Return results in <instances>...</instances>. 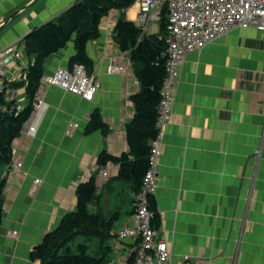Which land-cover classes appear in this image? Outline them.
Returning <instances> with one entry per match:
<instances>
[{"label": "crops", "instance_id": "0c3cea01", "mask_svg": "<svg viewBox=\"0 0 264 264\" xmlns=\"http://www.w3.org/2000/svg\"><path fill=\"white\" fill-rule=\"evenodd\" d=\"M76 1L0 0V26L29 5L0 31V51L11 45L22 50L21 58L7 64L5 101L16 107L29 104L26 79L35 58L26 54L25 38L58 21ZM139 13L135 0L112 9L100 22L99 36L88 42L91 74L100 85L92 101L44 80L59 68H71L76 33L44 60L34 100L40 106L34 105L36 111L13 143V158L22 167L1 168L7 182L0 264H41L31 252L65 215L77 210V188L93 176L98 199L90 210L108 223L111 235H79L70 246L78 252L85 245L90 255H105V264L128 263L137 241L118 239L116 233L131 224L135 188L118 178V164L100 166L98 158L103 151L114 156L130 151L126 125L135 113L131 97L141 86L130 51L121 49L114 30L124 18L144 35L160 36L161 21L146 30ZM112 65L125 66V72L110 73ZM175 97L154 196L158 234L170 246L173 264H184L186 255L203 264H264V31L236 28L189 53L180 67ZM96 109L108 126L106 134L87 130ZM73 123L78 126L68 133ZM36 178L41 179L37 186Z\"/></svg>", "mask_w": 264, "mask_h": 264}, {"label": "trees", "instance_id": "16d2710c", "mask_svg": "<svg viewBox=\"0 0 264 264\" xmlns=\"http://www.w3.org/2000/svg\"><path fill=\"white\" fill-rule=\"evenodd\" d=\"M134 0H77L74 5L58 21L50 22L35 28L24 41L25 52L30 59L26 79L29 104L18 110L12 102H7L3 94L0 103L5 110L0 115V228L4 217V189L6 178L1 168L10 166L13 161V143L22 133L25 123L34 111V100L44 76V60L64 48L75 36L76 54L70 64H83L91 74L92 59L86 48L90 40L96 39L102 18L114 8H126ZM168 21L164 12L159 35H144L143 30L134 22L120 18L115 27V38L123 51H130V59L134 65L140 91L131 99L134 104V116L126 125V133L130 151L120 156H114L103 151L98 164L106 166L115 163L120 166L118 178L131 181L135 194L139 193L144 176L149 169L151 142L157 137L158 106L161 101V91L166 76L165 60L162 54L166 49ZM25 84V83H23ZM102 130L108 132L101 112H92L88 132ZM97 178L91 177L77 188V210L65 215L57 229L47 233L40 244L31 252L33 260L41 264H105L106 256L95 257L87 252L85 245H80L75 252L70 243L79 235L104 239L111 234L108 223L100 214L92 213L90 205L98 199ZM150 210L154 212L152 226L157 229L160 215L156 202L150 197Z\"/></svg>", "mask_w": 264, "mask_h": 264}, {"label": "built area", "instance_id": "2783aa9c", "mask_svg": "<svg viewBox=\"0 0 264 264\" xmlns=\"http://www.w3.org/2000/svg\"><path fill=\"white\" fill-rule=\"evenodd\" d=\"M140 6L138 21L148 30L153 23L160 22L166 13L168 26L166 49L162 54L165 60L161 101L158 106L157 137L151 142L149 169L144 176L139 193L134 196V211L131 224L118 229V239L131 238L137 241L127 264H173L172 251L167 241L160 237L152 226L154 212L150 210V197L155 196L160 177L159 163L161 145L173 117L175 85L180 78V67L189 53L202 50L206 45L226 35L236 28L256 27L264 31V0H135ZM22 57V50L11 45L0 51V96L6 91L4 75L7 64ZM110 73H124L125 66H110ZM45 83L60 87L82 99L92 101L99 89L95 75L88 73L83 64L59 68L45 77ZM35 107L40 106L37 100ZM18 110L23 107H17ZM5 110L0 103V115ZM36 111V110H35ZM78 124H71V133ZM31 132V131H30ZM9 167L19 169L22 161L14 159ZM108 176V171H103ZM35 185L41 183L36 178ZM13 234H17L16 231ZM184 264H203L184 256Z\"/></svg>", "mask_w": 264, "mask_h": 264}, {"label": "water", "instance_id": "95a60500", "mask_svg": "<svg viewBox=\"0 0 264 264\" xmlns=\"http://www.w3.org/2000/svg\"><path fill=\"white\" fill-rule=\"evenodd\" d=\"M28 6L29 5H27V6H25V7H23V8H21V9H18L17 11H15L14 13H13V15H11V17L6 21V23H4L3 24V26H0V31L2 30V28L11 20V19H13L15 16H17L19 13H21V11H24L25 9H27L28 8ZM36 110V109H35Z\"/></svg>", "mask_w": 264, "mask_h": 264}, {"label": "rangeland", "instance_id": "374dc122", "mask_svg": "<svg viewBox=\"0 0 264 264\" xmlns=\"http://www.w3.org/2000/svg\"><path fill=\"white\" fill-rule=\"evenodd\" d=\"M34 111H35V108H34ZM34 111H33V112H34ZM78 239H79V238H78ZM77 243H79L78 240H77Z\"/></svg>", "mask_w": 264, "mask_h": 264}]
</instances>
